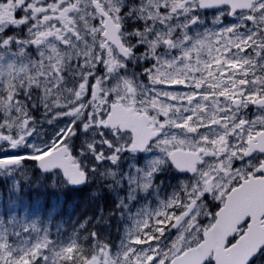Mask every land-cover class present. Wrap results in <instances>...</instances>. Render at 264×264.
<instances>
[{"label":"snow or ice","instance_id":"1","mask_svg":"<svg viewBox=\"0 0 264 264\" xmlns=\"http://www.w3.org/2000/svg\"><path fill=\"white\" fill-rule=\"evenodd\" d=\"M204 9L220 11L200 31ZM37 109L64 121L47 139ZM138 152L159 155L121 172ZM169 163L187 179L129 216L119 243L85 225L62 244L4 228L0 264H264V213L217 233L225 200L264 186V0H0V177L99 174L126 181L130 202Z\"/></svg>","mask_w":264,"mask_h":264},{"label":"rangeland","instance_id":"2","mask_svg":"<svg viewBox=\"0 0 264 264\" xmlns=\"http://www.w3.org/2000/svg\"><path fill=\"white\" fill-rule=\"evenodd\" d=\"M199 15L202 23L197 26L198 30L203 31L206 28L213 27L212 20L215 15ZM235 19L236 18L233 17L232 21ZM223 21L225 26H229L232 22L229 19ZM32 115L38 122V132L45 139L52 136L58 128L62 127L64 124V121H57L54 124L44 122L45 118L42 115V110L39 109L34 110ZM35 139H39V137H35ZM74 143L78 145L79 141L76 140ZM125 156L128 157V154H125ZM126 159L128 160V169L123 171L120 167L121 172L129 171V165L142 167L136 163L137 156L135 154H132L131 158H125L121 161ZM145 164L146 163H144L143 166ZM29 175L31 182L21 181L19 184H17L15 180L0 177V183L2 185V193L0 194V229L7 228L9 231H17L24 227L31 228V226L34 225L38 233H33L32 231L28 233L21 232L22 238L30 239L34 238L37 234L43 235L47 232L54 244L67 243L74 233H79L81 231L80 226L85 225L89 218L86 217L82 221H79L83 211L82 208H79L76 212L74 211L73 204H69L67 207L63 206L64 188L66 187L61 178H56V186L53 187L49 186L51 178L47 179L37 173L35 167L29 168ZM97 175L99 174H96V176ZM98 178L101 177L99 176ZM111 185L112 187H108L109 191L107 192L112 198L116 199L117 204L120 203L121 199L124 200V196L128 197V185L126 181H122L118 187L111 181ZM123 190L125 193H123ZM137 193L145 197L148 196L149 192L142 193L137 191ZM98 196L99 195L96 197ZM147 198L148 197H146L144 202L138 204V209L145 207L151 209L152 202L147 200ZM46 202H48L49 205H44ZM131 215L129 214V216ZM105 223L106 221L103 222L104 227L109 226L105 225ZM95 224L96 221L93 222V225ZM123 230L124 228L121 229V233ZM105 231L108 238V230ZM119 240L113 242V244L119 243Z\"/></svg>","mask_w":264,"mask_h":264},{"label":"flooded vegetation","instance_id":"3","mask_svg":"<svg viewBox=\"0 0 264 264\" xmlns=\"http://www.w3.org/2000/svg\"><path fill=\"white\" fill-rule=\"evenodd\" d=\"M219 9L213 10H200L199 14L201 15H217L219 14ZM232 21L233 17L223 16V20ZM131 71L135 72L139 70V65H130ZM252 113H249L251 116ZM137 156L136 163L139 166H143L144 163H147L149 160L153 159L155 156H158V153H135ZM125 158H128L125 156ZM124 158V159H125ZM120 167L123 171L128 169V160L121 161ZM35 171L39 174L40 170L35 168ZM43 177L49 179L50 175L44 174ZM99 175H90L84 184L81 187H72L70 185H65L66 188L63 200V206L67 207L69 204H73L74 211L77 212L79 208H82V214L80 216L79 221H82L84 218L88 217V222L86 227L95 228L106 235V231L108 230V240L116 242L121 237V229L125 228V226L129 223L128 216L129 214H134L137 212L138 204L147 200L152 202L151 209L155 208L160 200H166L171 192L174 190L181 179H187L184 174H181L175 170V168L169 163L161 166V170L156 174V179L154 180V184L157 187L154 190H150L148 196H142L139 193H136V197L132 201H128L127 197L124 196V201L128 203V208L125 210L124 208H117V201L115 198H112L111 195L107 192V185L111 184L110 180L98 178ZM60 179V177L58 176ZM98 179V180H97ZM5 186V185H4ZM2 193V185L0 183V194ZM123 193L124 190H123ZM122 193V194H123ZM6 195V193H5ZM99 195L98 197H96ZM147 195V194H146ZM218 202L209 201L207 202L208 207L214 212L218 210L215 206ZM44 205H49L46 202ZM223 205H221L222 207ZM6 208V207H5ZM85 209V211H84ZM96 221V224L93 225V222ZM98 221H106L105 225ZM116 224V225H115ZM105 229V230H104ZM107 236V235H106Z\"/></svg>","mask_w":264,"mask_h":264},{"label":"water","instance_id":"4","mask_svg":"<svg viewBox=\"0 0 264 264\" xmlns=\"http://www.w3.org/2000/svg\"><path fill=\"white\" fill-rule=\"evenodd\" d=\"M83 184L70 186L81 187ZM225 204H227V207L222 206L224 211L219 217L220 225L217 230L218 235L226 233L233 226V222L237 217L242 214L264 213V186H261L259 182L246 185L239 196L233 201L226 199ZM255 235L259 238L264 236V233L257 232Z\"/></svg>","mask_w":264,"mask_h":264},{"label":"trees","instance_id":"5","mask_svg":"<svg viewBox=\"0 0 264 264\" xmlns=\"http://www.w3.org/2000/svg\"><path fill=\"white\" fill-rule=\"evenodd\" d=\"M87 224V223H86ZM86 224H85V226H86ZM88 228V227H87Z\"/></svg>","mask_w":264,"mask_h":264}]
</instances>
